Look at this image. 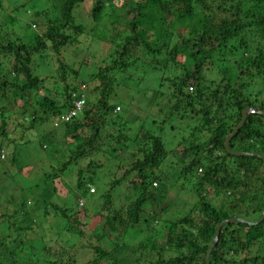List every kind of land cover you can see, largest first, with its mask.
I'll return each instance as SVG.
<instances>
[{
  "label": "trees",
  "instance_id": "1",
  "mask_svg": "<svg viewBox=\"0 0 264 264\" xmlns=\"http://www.w3.org/2000/svg\"><path fill=\"white\" fill-rule=\"evenodd\" d=\"M45 1L51 5L56 3V13L52 12L49 17L40 18L42 20L34 16L30 22H21L15 13L25 3L15 6L16 0H0V100L9 99L11 115L16 111V120L11 128L7 124L8 115L0 110V142H4L3 139L6 140L11 134L18 136L21 133L18 136L20 140L23 131L16 134L18 128L26 132L25 130L49 119L55 122L56 117L59 119L69 108V92L75 90L77 85L84 84L87 96L84 109L79 115L81 117L63 123L61 131V138L71 139L78 144L68 159L60 162L57 171L63 173L70 164H75L78 160H87L88 169H104L107 161L113 160L111 167L122 172L121 178H133L131 189L135 200L127 218L128 229L140 224L139 215L143 213V205L148 200L155 199L153 191L159 190L156 192L158 199L168 194L167 187L171 176L174 181L188 182L197 203L185 208V202L178 198L174 201L175 206L182 204V212L190 207L187 215L166 222L165 251L173 249L176 256L170 260H162L158 256L150 264H193L199 256L200 264H205V252L217 224L234 217L241 219L239 223L225 224L219 228L217 240L208 254V263L264 264V255L250 257L247 252L253 246L264 243V217L258 221L264 208V161L254 157H231L223 151V141L238 124L241 111L244 108L264 110V101L257 102V98L264 94V79L254 81L260 82L257 92L246 93L251 84L248 81L252 78V73H255V77L264 78V0H143L133 4L128 10L129 20L126 22L121 23L120 18L113 17L114 22L110 26L115 24L117 27L110 29L108 36L111 38L110 45L117 51L109 59L110 66L103 69L105 75L114 74L116 70H129L139 72L144 79L151 73L158 76L168 73L166 69L182 71L179 76L156 78L157 88H162L164 82L169 84L166 85V93L153 90L152 96L160 98L162 102L155 103L154 108L146 115V120L139 123L130 115L129 108L124 116L119 107L118 112L114 111L117 105L111 103L110 97L115 94L113 91L116 85H111L112 79L106 78L104 74L95 72L86 79L80 77L75 85L64 81L68 75H72L74 79L79 76L78 71L68 68L67 63L64 64L63 50L73 40L68 33L81 32V28L75 26L72 10L84 0ZM93 1L89 16L92 22H97L105 0ZM109 1L106 0V3ZM44 20L47 21L43 23ZM32 23L38 26L37 30H33ZM17 28L24 32L31 31L25 43L22 42ZM137 48L146 57L145 61L134 63L132 54L134 55ZM231 53H237L238 57L227 68L224 56ZM51 55L56 64L54 73L62 82L60 89L56 91V84L59 82L54 80L53 86L56 90L47 91L43 88L45 96L36 97L34 100L30 96L35 97L43 82L47 83L48 78H52L50 75L41 78L34 75V72L38 69L39 61L44 60L49 63L48 69L51 73L52 67L48 59L49 57L52 60ZM215 56L220 58L215 59ZM208 64H215L220 68L223 87L221 91L215 89L209 96H205L204 91L208 86L204 84L202 70ZM95 79H100V86L95 85ZM16 97L22 101L20 108L13 102ZM203 97L214 105L212 112L209 111L211 104L207 107L203 105ZM144 100L142 98L140 104ZM194 102L197 103L196 106ZM196 107H199L198 113L202 115V122L192 130L194 132L190 134V140L177 139L174 149L179 148L180 151H177L176 157L175 153L172 154L171 162H166L169 152L159 136L163 134L164 124L173 114L181 110L194 113ZM162 109L166 111L163 112ZM18 111H21L20 117L25 116L23 120H18ZM124 120L137 128L134 126L133 130ZM105 127H110L111 132H104ZM87 129L92 133L87 134ZM179 130L177 133H180ZM79 131L83 132L79 134ZM202 131L208 134V138L200 142L197 141V133ZM103 132L105 136H102ZM24 142L28 141H22L21 144ZM53 145L56 148L59 143L54 142ZM102 145L104 149H101ZM228 147L232 151L254 152L264 156V117L247 114L237 134L230 139ZM39 148L44 150L42 145ZM60 148L55 151L60 152ZM18 151L19 148L14 143H0V164H15ZM98 152L104 157V162L93 159L94 155L98 156ZM172 167L174 173L170 175L168 169ZM228 169L230 174L225 172ZM219 173L226 176L216 181ZM51 177L56 178L58 175L53 174ZM49 178V175H45V181ZM82 180L78 170L76 188L79 190L83 188ZM248 181L255 183L249 186ZM119 183L116 179L109 187L115 188ZM153 184L157 189L154 190L151 186ZM206 185L208 188L218 187L212 192L214 196L211 200L206 198ZM220 190L227 191L229 195L239 194L237 200L246 203L249 211H241L242 206L235 202L224 205V200L218 199L220 195L217 193ZM105 199H108V194ZM14 204L15 217L25 214L23 201ZM52 207L63 217L62 210L54 205ZM193 212L197 215L193 216ZM43 214L45 216L44 212ZM0 217H4L1 211ZM150 217L151 214L147 215V218ZM195 218L197 222L193 224ZM19 220L22 222L23 217L10 223L11 227L8 226L7 229L23 230L18 226ZM147 222L148 219L145 218L144 223ZM31 223L29 221L23 224L29 229L33 226ZM156 226L155 221L152 227L158 230ZM161 233L160 231L159 235ZM1 245L3 243L0 241ZM110 246L112 252H117L122 247H115L113 244L108 247ZM137 248L144 250L143 245H138ZM151 249L155 250L156 247L153 245ZM93 250L94 259L84 264H97V261L111 257L100 247H94ZM48 251L47 254L50 255ZM239 254L243 255L242 259L237 258Z\"/></svg>",
  "mask_w": 264,
  "mask_h": 264
},
{
  "label": "rangeland",
  "instance_id": "2",
  "mask_svg": "<svg viewBox=\"0 0 264 264\" xmlns=\"http://www.w3.org/2000/svg\"><path fill=\"white\" fill-rule=\"evenodd\" d=\"M142 1L110 0L109 3H106L105 0L100 19L97 22H92L89 16L93 0H84L73 8L72 16L74 17L75 26H79L81 32L71 31L68 33L73 37V40L71 45L66 46L63 50L64 64L67 63L68 68L71 67L74 71H78L79 76L74 79L72 75H68L64 81L67 80L70 84L75 85L79 82L80 77L86 79L95 72L100 75L104 74L103 69L110 66V60L116 55L117 51L114 50V46L110 45L111 38L108 36L111 33L110 29H116L117 27L115 24L110 26V23L114 22L113 17L120 18L121 23L126 22L129 20L128 10L131 9L133 4ZM19 4H24V6L15 15L21 22H30L34 16L42 20L40 18L49 17L52 12L56 13L57 11L56 3L51 5L45 0H16L15 6H19ZM46 21L44 20L43 23ZM31 26H33V30H37L38 26L35 24ZM17 31L24 43L27 41V37L31 35L30 30L24 32L17 28ZM120 38H123V36ZM145 57L138 48L135 50L134 55L132 54L134 63L145 61ZM237 57V53L224 56L227 60V65L225 64L227 68H229L228 65H231L232 60ZM219 58V56H215V59ZM48 59L52 67L51 73H49V63L47 61H39L38 69L35 64L37 70L34 75L41 78L50 75L52 78H48V84L43 82L35 97L30 96L34 100L36 97L45 96V92L42 91L43 88L47 91L56 90L53 86L54 80L59 82L56 84L58 88L56 91L60 89L62 82L58 80L57 75L54 73L56 68L55 59L53 56L52 60L49 57ZM166 70L168 73H162L159 76L151 73L148 78L144 79L141 78L139 72L129 70H116L114 74H104L106 78L112 79L110 81V83L112 82L111 85H116L113 91L115 94L110 97L111 103L117 105L120 108L119 111L122 110L121 114L123 116L129 108L133 119L136 118L135 120L138 123L145 121L146 115L149 110L154 108L155 103L162 102L160 98L152 96L153 90L157 89L158 92L166 93V85H169L164 82L162 88H157L156 78H171L179 76L182 72L181 69ZM220 71V68H217L215 64H208L202 70L204 84L208 86V89L204 91L205 96H209L210 92L215 89L221 91L223 83L221 81L222 72ZM139 78L141 79L138 80ZM260 79L264 78L255 77V73H252V78L248 81V84L250 82L251 84L246 92L247 94L250 91V93H255L259 90L258 84L260 82L254 83V81ZM95 81L96 86L101 85L100 79H95ZM142 98L146 101L144 100L140 104ZM259 101H264V94L257 98V102ZM13 102L16 107L20 108L22 105V101L18 97L13 99ZM196 104L194 102L195 106ZM209 104H211L209 111L212 112L214 105L203 97V105L207 107ZM10 107L9 99L8 101L0 100V110L8 115L9 121L7 124L12 128L13 122L16 120V111L13 109L15 114L11 115L10 111L12 109ZM162 111L166 110L162 109ZM250 111L255 112L256 110L251 109ZM20 112H17L19 113L18 120H23L25 116L20 117L22 115ZM198 112L199 107H196L194 113L181 110L167 119L163 127V134L159 135L164 140L165 149L169 152L166 162H171L173 160L172 154L175 153L176 157L177 151H180L179 148L174 149L177 139L190 140V134L194 132L192 130L202 122V115ZM80 117L78 116L76 119H80ZM124 121L127 123V120ZM126 125L135 130L134 126L136 127V125L130 123ZM63 126L57 116L55 122H51L49 119V121L27 129L28 131L25 130L26 132L19 128L16 129V134L23 131L20 140L18 136L21 133L18 136L11 134L6 137V140L3 139L4 142H0L4 145L5 143H8V145L14 143L19 148L15 164H0V211L4 214V217H0V241L3 243L0 246V264H84L94 259V247H100L111 256L97 261V264H112L113 260L114 264H150L158 256H161L162 260H170L176 256L173 249L165 251L166 222L187 215L190 207L187 211L185 209L182 212L180 207L182 204L175 206L174 201L178 198L185 202V208L197 203L195 195L191 193L192 188L189 183L183 180L174 181L173 176H171L167 187L168 194L163 198L159 197L160 199L157 198L156 194L159 190L151 185L154 190L157 189L156 192L153 191L155 199L148 200L149 202L143 205V213L139 215L140 224L128 229L126 226L127 218L135 200L134 192L131 189L133 178L129 176H125L124 179L121 178L122 172L111 167V165L113 166V160L108 156L106 157L110 160L103 166L104 169H88V167L86 168L87 160H78L75 164H70L63 173H59L57 169L60 162L67 160L69 154L74 152L75 146L78 144L76 141H71V139L64 140L63 137L61 138ZM178 130L180 133H177ZM103 131L111 132V129L105 127ZM81 132L83 131H79V134ZM85 132L87 134L92 133L89 129ZM104 132L102 136H105ZM197 135V141L200 142L208 138V134L204 131L200 134L197 133ZM22 141L28 142L21 144ZM54 142H58L59 146L55 148ZM165 143L169 145L167 146ZM41 145L44 146V150L39 148ZM170 145L173 146L170 147ZM57 148H60L58 149L60 152L55 151ZM101 149H104L103 145ZM100 154L98 152V156L95 157L94 155L93 159L104 162V157ZM78 170L83 177V188L81 190L76 188ZM168 171L171 175L174 173V168L172 167ZM225 172L230 174L229 169ZM53 174L58 175V177H51ZM45 175H49V180L45 181ZM225 176L226 174L219 173V175H216L215 180H222ZM116 179L120 183L117 187L110 188L109 185ZM253 183L255 182L248 181L247 185L250 186ZM207 186L204 187V191L207 200H211L214 196L212 192L218 187L208 188ZM90 189L93 190L91 194L89 193ZM106 194H108V199H105ZM217 194L220 195L218 199L224 200V205L228 202H235L236 205L242 206L241 211H249V206L246 203L243 204L242 200H237L239 194L229 195L227 191L222 190L218 191ZM11 201L13 203H10ZM21 201L25 203L24 211L26 215L22 214L15 217L13 212L16 210V205L14 203H20ZM52 205L63 211V217ZM171 208H173L172 211ZM149 214H151V219L147 218ZM192 215H197V213L193 212ZM8 216H11V218H8ZM22 217L23 220L22 222L19 220L18 226L23 230H13V232L12 228L7 229L8 226L11 227L10 225L14 221ZM145 218L148 219L147 223H144ZM231 219H234L233 223L241 220L237 217ZM29 221L32 222L33 226L27 229L23 223L26 224ZM155 221L158 230L152 227ZM194 222H197L196 218L193 219V224ZM160 231L162 233L159 235ZM151 241H154V243L151 244ZM110 244L115 245V247H122L118 248L117 252H112V247H108ZM138 245H143L144 250L138 249ZM153 245L156 247L155 250L151 249ZM47 251L50 255L47 254ZM247 252L250 257L257 254L264 255V243L253 246ZM242 256V254H239L237 258L242 259ZM200 263L199 256L193 264Z\"/></svg>",
  "mask_w": 264,
  "mask_h": 264
},
{
  "label": "water",
  "instance_id": "3",
  "mask_svg": "<svg viewBox=\"0 0 264 264\" xmlns=\"http://www.w3.org/2000/svg\"><path fill=\"white\" fill-rule=\"evenodd\" d=\"M252 113H255L259 116H262L264 117V110H256L255 112H252L250 111V108H244L241 113H240V119H239V122L238 124L232 129V131L225 137L224 141H223V151L226 155L228 156H231V157H254V158H257V159H260L262 161H264V156H261L257 153H246V152H237V151H232L229 149L228 147V144H229V141L230 139L235 136L239 130V128L242 126L243 122H244V118L247 114H252ZM264 217V210L263 212L261 213L258 221H260L262 218ZM234 219H229V220H223L221 222H219L216 226V229H215V233H214V236L213 238L211 239L207 249H206V252H205V256H204V262L205 264H209L208 263V254L211 250V248L213 247V245L215 244V241L217 240V235H218V231H219V228L221 226H223L224 224H230V223H233ZM257 221V222H258Z\"/></svg>",
  "mask_w": 264,
  "mask_h": 264
},
{
  "label": "built area",
  "instance_id": "4",
  "mask_svg": "<svg viewBox=\"0 0 264 264\" xmlns=\"http://www.w3.org/2000/svg\"><path fill=\"white\" fill-rule=\"evenodd\" d=\"M188 90L190 91V89ZM85 101H86V88L84 84H80L77 87H75V90L69 92L68 94L69 108L59 116V122L62 124L68 123L73 119L77 118L79 115H81L85 106ZM118 109L119 108L116 107L114 111L117 112Z\"/></svg>",
  "mask_w": 264,
  "mask_h": 264
},
{
  "label": "clouds",
  "instance_id": "5",
  "mask_svg": "<svg viewBox=\"0 0 264 264\" xmlns=\"http://www.w3.org/2000/svg\"><path fill=\"white\" fill-rule=\"evenodd\" d=\"M79 85H80V84H79ZM77 86H78V85H77ZM77 86H76V87H77ZM86 96H87V94H86ZM117 107H118V106H117ZM250 110H251V109H250ZM252 114H255V113H252ZM152 186H153V185H152ZM90 190H91V191H90ZM90 190H89L90 192H89V191H88V192H89L90 194L93 193V190H92V189H90ZM227 220H229V219H227Z\"/></svg>",
  "mask_w": 264,
  "mask_h": 264
}]
</instances>
